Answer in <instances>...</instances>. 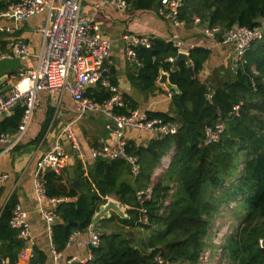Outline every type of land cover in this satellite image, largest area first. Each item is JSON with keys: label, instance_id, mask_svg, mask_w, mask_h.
Here are the masks:
<instances>
[{"label": "trees", "instance_id": "16d2710c", "mask_svg": "<svg viewBox=\"0 0 264 264\" xmlns=\"http://www.w3.org/2000/svg\"><path fill=\"white\" fill-rule=\"evenodd\" d=\"M128 2L136 10H146L161 0ZM207 16L209 27H219L222 32L235 25L253 28L264 20V0H221L219 4L186 0L179 14L186 22ZM137 53L143 62L137 78L141 88L155 87L161 70L170 72L171 83L178 87L172 96L176 116L148 112L151 117L177 123V133L153 137L146 145L128 142V153L137 156L141 167L132 181L121 179L127 172L122 158L97 159L91 181L80 179L85 192L65 186L63 176L47 173L48 195L69 199L57 209L61 222L53 227L56 247L63 250L71 234L86 230L99 206L115 196L127 217L112 214L107 221L115 228L101 234L92 259L77 264H157V258L164 264H211L216 257L212 239L219 229L218 219L225 206L235 202L236 234L226 239L220 256L226 257L225 264H264V247L259 243L264 241V38L251 44L243 62L236 61L235 79L215 87L210 98L207 83L193 78L186 63L171 70L169 58L178 54L173 43L155 38L150 48L138 47ZM208 55L203 48L190 50L196 75ZM110 96L104 92L90 95L99 102ZM236 105L240 106L238 112L234 111ZM115 111L129 113L125 107ZM23 112L19 107L2 119L0 132L16 131ZM219 122L225 126L219 140L205 145L207 127ZM171 151L168 169L153 176ZM15 203L12 201L0 218V238H8L20 248L18 231L10 225ZM208 250L212 253L205 262ZM9 257L14 262L16 254Z\"/></svg>", "mask_w": 264, "mask_h": 264}, {"label": "crops", "instance_id": "0c3cea01", "mask_svg": "<svg viewBox=\"0 0 264 264\" xmlns=\"http://www.w3.org/2000/svg\"><path fill=\"white\" fill-rule=\"evenodd\" d=\"M18 1L20 0H0V5L2 3L5 5L4 9L0 8V53L9 52L12 44L22 42L28 44L30 55L22 59L10 57L0 60V95L7 94L10 88L8 90L6 88L9 84H13L24 71L37 65L38 55L44 41L41 29L46 26L48 21V9L23 21L17 20L11 14H4L12 4ZM62 1L54 0L55 5L60 4ZM79 1L81 2L82 15L98 24L102 35L111 42L109 61L111 74L109 81L118 87L124 99L125 106L123 107L129 113L134 109H140L146 112L176 116V108L172 102V96L176 89H170L167 85L160 83V75L156 80L155 87L151 90L139 86L137 78L143 62L140 58L141 65L129 61L127 44L123 39L125 34L151 36L153 39H163L173 43V45L180 42V48L174 46L178 52H187L189 58L191 49L203 48L207 50L209 55L196 76L202 82L207 83L209 98L214 88L221 85L223 81L235 79V44H216L213 37L205 34L204 29L210 26L208 16L198 23L195 22V18L199 17H195L194 20L189 22L182 19L183 23L176 25L173 20L158 14L157 7L160 4L146 10H136L130 4L127 10H121L111 4L101 5L100 0ZM263 21H261V24ZM190 62L193 61L190 59ZM186 65L188 66L187 63ZM168 73L170 80V72ZM99 92L110 93L107 86L98 84L87 86L85 95L90 97V95ZM38 95V103L20 141L8 151H5L6 145H0V175L8 174V178L0 183V218L12 201L16 202L12 208V213L15 205L21 204L27 212V219L31 227V242L17 234V238L23 244L20 248H17L15 242L8 238H0V253L9 256L11 253L16 254L14 262L11 261L9 256L4 255L9 264H36L35 262L37 264L85 263L90 260V256L93 257L92 249L94 248L88 244L90 235L88 227L83 231H74L71 234L73 236L71 245H67L70 236L64 249L59 251L53 240V227L61 222V217L57 212L59 204L69 199L64 196H55L65 198L64 201L58 204H54L49 200H39L35 190V179L42 176L47 180L46 174L53 172L49 171V168L41 167L40 161L48 150L60 144L69 158L62 173L56 174L63 176L61 182L68 188L72 185L78 188L79 191L85 192L86 189L80 179L87 178L91 181L90 175L95 174V161L97 159L91 156V150L102 143L116 148L115 127L113 121L102 111L79 112L71 93L68 91L54 93L41 91ZM90 98L95 100L93 97ZM19 107H23L24 112L16 131L0 133L14 134L19 130L26 110L23 102L18 107L0 116V121L12 116ZM115 109L117 110L118 107ZM108 124L111 125L110 129L107 127ZM69 131L74 134L79 142L77 152L68 136ZM153 137L156 136L133 129H128L125 132L127 143L134 141L136 144L146 145ZM130 170L131 168L127 164V172L121 179L134 180L135 175L132 170L129 172ZM108 199H114L121 206L123 205L115 196H109ZM42 209H55L58 215L52 225V231L49 230V223ZM122 209L124 210L123 206ZM114 213L111 212V215ZM105 220L102 219L94 225L92 219L90 225H93L94 229L102 234L103 230L97 226H100V223ZM70 224L76 225L77 222L71 221ZM110 230L111 228L108 231ZM77 231H79V234H76ZM29 247L32 248L33 257H30L27 253ZM53 247L61 252V256L57 259L52 252ZM25 252L26 255L23 256ZM74 257L77 259L71 261Z\"/></svg>", "mask_w": 264, "mask_h": 264}, {"label": "built area", "instance_id": "2783aa9c", "mask_svg": "<svg viewBox=\"0 0 264 264\" xmlns=\"http://www.w3.org/2000/svg\"><path fill=\"white\" fill-rule=\"evenodd\" d=\"M186 0H161L157 7L159 15L173 20L176 25L183 23L179 17L180 9ZM101 5L111 4L121 10H127L130 6L127 0H100ZM48 9V21L41 29L44 41L38 55L37 65L23 72V74L12 84L8 94L0 95V116L11 111V109L21 100L25 105V116L19 126V130L14 133H0V145H6L5 151L12 149L21 139L22 134L28 126L30 117L38 103L39 92L50 93L68 91L71 93L79 112L102 111L112 121L117 137V147L113 148L102 143L91 150L94 159L114 160L122 158L126 161L136 176L141 167L137 156L128 153L125 132L128 129L142 131L154 136L175 134L178 124L166 122L160 117H151L148 112L134 109L128 114L115 112L114 108L125 106L123 96L118 87L109 81L111 74V42L101 33L100 26L81 13V2L79 0H63L55 5L54 0H20L12 4L4 12L6 15H13L17 20L23 21L31 18ZM200 18H195V22H200ZM204 32L207 36L213 37L216 44H235V61H244V55L251 44L264 38V27L261 25L250 28L248 26L235 25L230 30L222 32L219 27H206ZM221 33L219 38L217 35ZM127 44V57L129 61L141 65L137 48L152 46L151 36H138L133 34L123 35ZM178 48L180 42L174 43ZM30 55L28 44L16 42L11 45L9 52L0 53V60L4 58H25ZM174 58L170 60L173 61ZM256 72V70H255ZM104 84L109 88L110 98L104 101H95L85 95L86 87L89 85ZM172 95V94H170ZM239 105L234 107L238 112ZM107 127L110 129L111 125ZM224 123L219 122L214 127H207L205 145L219 140L224 130ZM68 136L72 146L77 152L79 142L70 131ZM173 151L164 156L161 164L153 172V176L164 173L172 162ZM68 154L60 144L48 150L40 161V166L49 168L57 174H61L68 162ZM8 178V174L0 175V183ZM35 190L39 200H49L58 204L65 200L63 197H50L47 193V180L38 176L35 179ZM43 214L49 223V230L58 218L55 209H42ZM12 228L18 231L21 238L31 242V227L27 219V212L21 204H16L10 219ZM90 232L88 244L98 247L100 244L101 232L94 229L93 225L88 227ZM76 234H79L77 231ZM73 236L70 237L67 245H71ZM260 247H264L263 239L259 240ZM28 251V252H27ZM26 252L33 257L32 248ZM26 252L23 256L26 255ZM54 257L61 256L54 247L52 248ZM92 256H90V259ZM74 257L71 261L76 260ZM157 264H164L162 259H158ZM84 261V260H82ZM0 264H9L8 259L0 253Z\"/></svg>", "mask_w": 264, "mask_h": 264}, {"label": "water", "instance_id": "95a60500", "mask_svg": "<svg viewBox=\"0 0 264 264\" xmlns=\"http://www.w3.org/2000/svg\"><path fill=\"white\" fill-rule=\"evenodd\" d=\"M221 0H215V4H219ZM216 9V6H213V10ZM262 26L264 27V21L262 22ZM4 33V32H3ZM172 62V71L179 70V66L181 62H186L188 64V68L191 72L192 77L194 78L196 76L195 70H194V64L190 62L189 54L185 51H179L177 56L173 59ZM159 82L162 84L167 85L170 89H176L178 91V87L171 83L169 80V73L165 72L164 70H161L160 72V79ZM12 84H9L6 88L8 90L11 88ZM8 94V93H7ZM209 97V95H207ZM22 101L20 100L11 110L21 105ZM161 136V134H158ZM49 171H52L51 169H48ZM131 172V170L129 171ZM92 209H94L92 207ZM111 212H115L116 214L120 215L121 217H126V214L124 210L122 209V206L119 202H117L114 199H108L107 202L103 205H101L99 211L94 215L93 218V224L96 225L98 222H100L102 219H107L110 217ZM92 247V246H91Z\"/></svg>", "mask_w": 264, "mask_h": 264}, {"label": "rangeland", "instance_id": "374dc122", "mask_svg": "<svg viewBox=\"0 0 264 264\" xmlns=\"http://www.w3.org/2000/svg\"><path fill=\"white\" fill-rule=\"evenodd\" d=\"M235 208H236L235 202H232L230 205H226L224 209V215L218 219L219 229L218 231L214 233V236L212 239V241H214L217 246V249L215 251L216 257L214 259H211L210 261L211 264H225L226 262V257L223 255L220 256V254H222L221 246L225 243L226 239L229 236L236 234V231L234 229L236 227V219L233 217ZM97 227L102 229L103 232L108 231L111 227L112 229L115 228V226H112L111 222L107 221V219L101 222L100 226H97ZM211 251L208 250L207 251L208 254L203 256V260L205 262L208 260L209 253H212Z\"/></svg>", "mask_w": 264, "mask_h": 264}]
</instances>
